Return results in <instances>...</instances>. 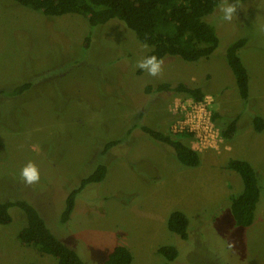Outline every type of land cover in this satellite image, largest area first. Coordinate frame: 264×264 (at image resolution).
Segmentation results:
<instances>
[{"label": "rangeland", "instance_id": "rangeland-1", "mask_svg": "<svg viewBox=\"0 0 264 264\" xmlns=\"http://www.w3.org/2000/svg\"><path fill=\"white\" fill-rule=\"evenodd\" d=\"M218 5L206 17L219 40L212 54L195 61L166 55L162 74L152 77L136 67L150 46L142 47L122 23L91 28L82 14L48 16L0 0V199L32 202L52 233L87 264H102L115 245L130 250V264H165L155 251L162 244L178 248L167 264H264V0H238L231 22L221 19ZM242 36L247 103L224 57L226 46ZM23 80L30 88L10 95L11 85ZM179 81L202 89L220 126L237 119L234 135L217 149L199 151L192 167L135 126L168 129L174 101L189 98L146 87ZM252 115L263 120L260 131ZM108 141L115 144L103 150ZM183 141L196 147L191 137ZM229 158L248 161L256 174L259 196L248 226L236 225L228 209L229 196L242 190L240 175L226 166ZM29 161L40 172L31 186L20 178ZM98 161L106 164L104 178L87 185L66 223L59 222L68 190ZM174 209L188 218L186 240L166 227ZM9 211L12 221L0 224V264H56L20 244L25 217L15 207Z\"/></svg>", "mask_w": 264, "mask_h": 264}, {"label": "trees", "instance_id": "trees-1", "mask_svg": "<svg viewBox=\"0 0 264 264\" xmlns=\"http://www.w3.org/2000/svg\"><path fill=\"white\" fill-rule=\"evenodd\" d=\"M15 3L29 7L48 16H59L65 13L82 14L91 28L110 21H118L132 30L136 38L150 46L146 56L155 55L158 59L166 55H175L185 61H195L207 58L217 48L219 40L216 31L206 19L221 0H12ZM85 34L87 45L89 35ZM247 38L242 36L232 40L225 48L224 57L235 81L238 96L243 103L249 99V75L238 54L245 45ZM31 81H21L11 85L10 95H19L30 88ZM172 91L199 101L204 97L200 87L190 86L183 82H159L148 85L146 90ZM3 90V89H2ZM218 113L212 111V119L219 127L224 140L230 139L237 128V119L231 117L222 126L216 122ZM172 119V118H171ZM254 130L263 128V120L258 115H252ZM141 131L150 138L167 145L178 162L183 166H197L200 162L199 151L188 145L184 139L191 133L183 131L171 133L169 128L164 132L148 125H138ZM115 141L103 144V150L114 145ZM226 166L235 170L241 177L242 190L236 195H230L227 201L229 212L238 226H248L254 218V209L259 196V187L253 167L246 160L229 158ZM106 164L94 163L85 174L78 176L75 186L71 187L63 199V208L59 222L66 223L69 219L76 199L80 192L89 184L100 182L106 174ZM226 203V202H225ZM223 203V205L225 204ZM222 205V206H223ZM220 206V208H222ZM10 207L19 209L24 217V225L17 232V240L24 246H30L37 251L49 254L56 264H87L78 252L65 244L48 228L46 216L27 199H0V224L12 221ZM219 208V209H220ZM189 221L186 214L174 209L167 215V229L186 240L189 237ZM167 262L173 261L178 255V248L171 244L156 247ZM132 254L128 248L115 245L104 256L102 264H130ZM167 262L165 264H167Z\"/></svg>", "mask_w": 264, "mask_h": 264}, {"label": "built area", "instance_id": "built-area-1", "mask_svg": "<svg viewBox=\"0 0 264 264\" xmlns=\"http://www.w3.org/2000/svg\"><path fill=\"white\" fill-rule=\"evenodd\" d=\"M177 99L171 107L172 121L169 123L171 133L189 132L198 151L217 149L224 141L219 127L212 119L209 101L202 98Z\"/></svg>", "mask_w": 264, "mask_h": 264}, {"label": "clouds", "instance_id": "clouds-1", "mask_svg": "<svg viewBox=\"0 0 264 264\" xmlns=\"http://www.w3.org/2000/svg\"><path fill=\"white\" fill-rule=\"evenodd\" d=\"M238 0L236 3H229L225 0V3L218 5V10L222 13L221 19L223 21L231 22L233 17H236L238 9ZM142 47L147 48L148 45L144 44ZM163 60L158 59L157 56H146L142 60L137 61L136 67L142 71H145L149 76L157 77L163 72ZM20 178L26 185H35L40 181V172L38 167L31 161H29L20 171Z\"/></svg>", "mask_w": 264, "mask_h": 264}]
</instances>
